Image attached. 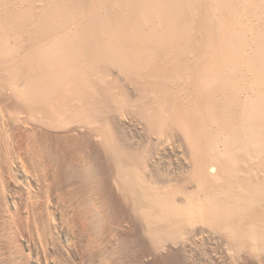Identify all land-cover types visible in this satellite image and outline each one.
<instances>
[{
	"label": "bare ground",
	"instance_id": "bare-ground-1",
	"mask_svg": "<svg viewBox=\"0 0 264 264\" xmlns=\"http://www.w3.org/2000/svg\"><path fill=\"white\" fill-rule=\"evenodd\" d=\"M0 264H264V0H0Z\"/></svg>",
	"mask_w": 264,
	"mask_h": 264
},
{
	"label": "rangeland",
	"instance_id": "rangeland-1",
	"mask_svg": "<svg viewBox=\"0 0 264 264\" xmlns=\"http://www.w3.org/2000/svg\"><path fill=\"white\" fill-rule=\"evenodd\" d=\"M62 189H63V188H62ZM65 189H66V191H67L68 188H65ZM59 190H61V188H60ZM63 190H64V189H63ZM63 190H61V192H60L61 194H60V195H62ZM64 192H65V191H64ZM64 192H63V193H64ZM50 196H51V198H52V195H49V196H46V197H48V199L50 200ZM62 196L64 197V195H62ZM63 197H62V198H63ZM71 202H72V201H71ZM66 241H68L67 238H66Z\"/></svg>",
	"mask_w": 264,
	"mask_h": 264
}]
</instances>
